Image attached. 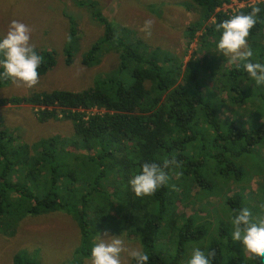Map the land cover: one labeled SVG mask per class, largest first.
Wrapping results in <instances>:
<instances>
[{
	"label": "trees",
	"instance_id": "trees-1",
	"mask_svg": "<svg viewBox=\"0 0 264 264\" xmlns=\"http://www.w3.org/2000/svg\"><path fill=\"white\" fill-rule=\"evenodd\" d=\"M72 1L88 8L104 28V36L87 49L82 63H100L110 44L119 54L117 75L80 91L54 89L0 99V106H38L41 122L70 119L74 128L72 135L54 134L34 142L0 128V228L6 221L63 212L79 229L81 244L74 255L90 258L93 240L107 230L136 237L149 255L148 264H188L195 248L206 256L215 252L210 264H264V258L246 255L242 244L232 239L231 224L239 209L247 207L258 216L264 203V169L249 197L242 187L248 171L240 160L264 154V86H256L243 65L222 71L217 63L224 56L213 50L221 35L216 24L235 13H249V5L226 13L218 8L231 0H192L199 16L186 34L191 41L200 32L207 53L202 58L193 54L184 63L171 52L151 50L141 39L133 42L132 37L120 35L94 1ZM254 4L261 12L248 37L254 53L251 62L264 64V51L258 49L264 32V0ZM69 36L71 42L64 47L67 65L75 60V38L79 39L74 24ZM36 51L44 57L39 76L46 75L57 65V53ZM206 72L214 79L207 80ZM231 103L246 105L244 111L252 116L223 118L221 109ZM173 156L181 167L169 170V186L150 197H136L129 180L143 163H162ZM232 181L242 184V189L234 190ZM221 185L227 192L218 225L201 217L197 209L186 211L190 204H198V192L204 201ZM210 236L214 237L208 241ZM14 263L41 264L23 249Z\"/></svg>",
	"mask_w": 264,
	"mask_h": 264
},
{
	"label": "rangeland",
	"instance_id": "rangeland-1",
	"mask_svg": "<svg viewBox=\"0 0 264 264\" xmlns=\"http://www.w3.org/2000/svg\"><path fill=\"white\" fill-rule=\"evenodd\" d=\"M92 1L96 3L101 15L109 18L108 20L121 32L120 35L125 38L132 37L133 42L141 39L145 42L144 44L150 45L151 50L161 48V50L177 55L178 59L184 63H187L193 54H196L194 57L202 58L207 53L205 44L199 37L200 32L191 41L186 34V29L199 16V9L192 0ZM257 1L261 0H231L230 3L218 9L230 13V11H236ZM13 19L32 27L34 29L32 43L35 44L36 49L54 50L57 53L58 62L46 75L39 76V83L34 88L17 87L10 80L7 83L2 81L0 99L16 95L27 96L33 92L54 89L80 91L101 83L106 76L117 75L119 54L110 47V44L106 45V51L100 63L93 66L82 63V56L87 49L104 36L103 26L95 20L88 8L77 7L72 0H0V38L6 35ZM146 19L155 21L150 39H145L144 32L141 31ZM212 21L213 19L207 24ZM73 24L79 28V39L75 38L77 42L75 60L71 65H67L64 47L69 44L70 26ZM122 27H126L127 30L124 31ZM262 34L263 38L260 39L261 44H258V49L264 51V32ZM144 44L141 45V50ZM213 50L216 52V49ZM217 55L222 54L217 52ZM224 59L217 63L222 71L224 67H232V64L227 62V58L224 57ZM206 75L207 80L214 79L209 72H206ZM245 108L246 105L232 104L226 109H221V116L247 119L252 116V113L249 110L244 111ZM37 110L38 106L26 103L0 106V128L15 132L14 135L25 140L24 142H34L54 134H73V122L70 119H51L41 122L37 118ZM81 152L84 153V150ZM240 160L248 171L242 187H244L245 194L251 197L264 169V154H249ZM239 185L242 184L238 181L231 183L234 190L242 189ZM197 189L200 190L199 186ZM219 190L217 193L205 194V196L209 195L208 202H206L207 199L201 201V195L198 192L196 195V198L200 199L198 204H190L186 211L192 213L197 209L201 217L211 220L214 226L218 225L217 218L220 215L223 194L227 192L223 185L219 187ZM9 229L12 232H4ZM105 233L108 235L105 236ZM99 236L101 239L120 236L126 246L142 249L138 239L129 237L127 233H114L106 230L99 233L93 243ZM213 237L210 236L208 241H211ZM80 244L79 229L69 214L54 212L41 216H26L17 222L6 221L3 223V228H0V264H15L14 257L22 249L26 250L30 257L38 259L41 264H89V257L74 255ZM125 259L127 264H132L131 258L125 255Z\"/></svg>",
	"mask_w": 264,
	"mask_h": 264
},
{
	"label": "clouds",
	"instance_id": "clouds-1",
	"mask_svg": "<svg viewBox=\"0 0 264 264\" xmlns=\"http://www.w3.org/2000/svg\"><path fill=\"white\" fill-rule=\"evenodd\" d=\"M251 11L247 14L238 12L228 19L217 23L215 30L221 33L216 45V52L227 58L229 64L240 68L243 65L249 78L256 86H264V64L251 62L253 49L248 37L257 24L261 8L255 4L249 5ZM155 21L146 19L141 31L145 39H150ZM34 29L29 25L13 19L6 35L0 38V81L10 80L17 87L34 88L39 83V71L44 57L36 51L32 43ZM71 42V36L68 37ZM180 162L175 156L164 158L162 163L145 162L141 171L134 175L129 184L132 192L138 198L150 197L159 189L169 186L172 176L169 170L179 169ZM182 172H176L177 176ZM175 190V185H171ZM261 214L253 216L247 207L239 209L232 217V239L240 242L246 255L252 258H264V203L260 204ZM108 234L105 233V236ZM125 255L135 261V264H148L149 255L140 247H128L123 239L116 236L101 239L100 236L91 248L89 264H127ZM214 251L193 249L188 264H210Z\"/></svg>",
	"mask_w": 264,
	"mask_h": 264
}]
</instances>
